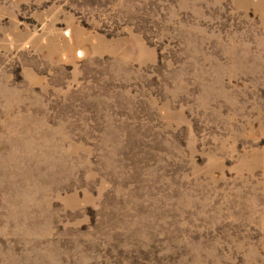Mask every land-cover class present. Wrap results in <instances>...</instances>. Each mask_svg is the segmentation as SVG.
Returning <instances> with one entry per match:
<instances>
[{"label": "rangeland", "instance_id": "1", "mask_svg": "<svg viewBox=\"0 0 264 264\" xmlns=\"http://www.w3.org/2000/svg\"><path fill=\"white\" fill-rule=\"evenodd\" d=\"M13 120L0 264H264V0H0Z\"/></svg>", "mask_w": 264, "mask_h": 264}, {"label": "bare ground", "instance_id": "2", "mask_svg": "<svg viewBox=\"0 0 264 264\" xmlns=\"http://www.w3.org/2000/svg\"><path fill=\"white\" fill-rule=\"evenodd\" d=\"M12 125L9 126L10 128L5 129L6 133L8 134V137L11 138H7L9 141H11L12 139H14V145L12 146V149L10 151V153L8 154L7 157L3 156L2 158H0V165H5L7 164L8 166H10L12 164V162L14 163V165H18L16 167L19 166H25L26 163L24 161V155H27L29 158L28 160H31L32 158L35 159L34 156V151L36 150V147H38L31 138H26V137H31V135L33 133L38 134V131L35 130H23V126L22 124H20L19 120L16 121H11ZM14 124L18 125L19 129L17 130V127L14 126ZM8 130V131H7ZM22 133V134H21ZM25 138V139H24ZM37 143L39 144V142L37 141ZM41 149L43 148L42 146H40ZM19 172V170H17V173ZM6 175H3V179H5Z\"/></svg>", "mask_w": 264, "mask_h": 264}, {"label": "water", "instance_id": "3", "mask_svg": "<svg viewBox=\"0 0 264 264\" xmlns=\"http://www.w3.org/2000/svg\"><path fill=\"white\" fill-rule=\"evenodd\" d=\"M82 53H83L82 50H79V51H78V54H79L80 56L82 55Z\"/></svg>", "mask_w": 264, "mask_h": 264}]
</instances>
